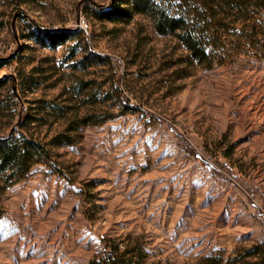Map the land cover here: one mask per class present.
Masks as SVG:
<instances>
[{"label":"rangeland","instance_id":"1","mask_svg":"<svg viewBox=\"0 0 264 264\" xmlns=\"http://www.w3.org/2000/svg\"><path fill=\"white\" fill-rule=\"evenodd\" d=\"M196 1L204 60L131 0H0V137L44 147L0 169V264H260L264 0Z\"/></svg>","mask_w":264,"mask_h":264},{"label":"trees","instance_id":"2","mask_svg":"<svg viewBox=\"0 0 264 264\" xmlns=\"http://www.w3.org/2000/svg\"><path fill=\"white\" fill-rule=\"evenodd\" d=\"M198 3L199 2L196 0H194V3L186 0V6L188 7L182 8L181 11L178 9L173 12L169 7L160 4L156 0H131L132 9L135 12L150 15L154 19L155 27L160 33L180 34L185 45L192 51L193 55L200 60H204L209 56L207 47L209 44L207 24H209L210 21L201 14L202 11L198 9ZM193 4H195L194 8ZM262 4L261 0H229V2H227L229 8H237L243 15L248 14L249 7L253 5L262 6ZM195 10L200 14L197 16L190 15ZM121 11H124V9L120 5L112 3L109 11L105 14L107 16H112V14H118ZM247 19L248 18L245 20ZM5 80V78H0V87L5 83ZM132 107L136 108L134 105ZM32 147L36 150L44 149L41 144L29 139L25 134H22L19 138H14L10 135L0 137V169L4 172H11L12 176L18 174V172H20V176L26 174L32 164L38 161V159L34 158L33 153H31L30 149H32ZM250 255L257 258L256 262L264 264V248L263 250L256 249V251ZM130 258L131 257H128L127 253L123 251L113 256L111 263L142 264L140 259L138 261H132ZM238 262H240V264H252L245 258L238 259ZM196 264H223V257L206 255Z\"/></svg>","mask_w":264,"mask_h":264},{"label":"built area","instance_id":"3","mask_svg":"<svg viewBox=\"0 0 264 264\" xmlns=\"http://www.w3.org/2000/svg\"><path fill=\"white\" fill-rule=\"evenodd\" d=\"M109 255H110V252H109Z\"/></svg>","mask_w":264,"mask_h":264}]
</instances>
